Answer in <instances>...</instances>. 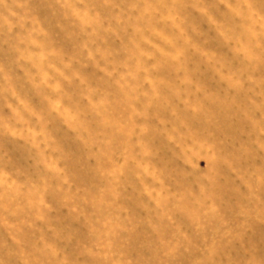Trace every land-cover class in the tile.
Listing matches in <instances>:
<instances>
[{
    "label": "rangeland",
    "instance_id": "1",
    "mask_svg": "<svg viewBox=\"0 0 264 264\" xmlns=\"http://www.w3.org/2000/svg\"><path fill=\"white\" fill-rule=\"evenodd\" d=\"M0 264H264V0H0Z\"/></svg>",
    "mask_w": 264,
    "mask_h": 264
}]
</instances>
